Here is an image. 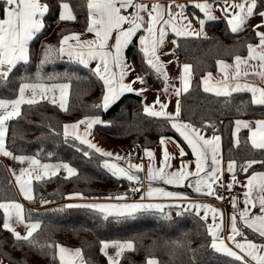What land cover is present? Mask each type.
Masks as SVG:
<instances>
[{"label":"trees","instance_id":"16d2710c","mask_svg":"<svg viewBox=\"0 0 264 264\" xmlns=\"http://www.w3.org/2000/svg\"><path fill=\"white\" fill-rule=\"evenodd\" d=\"M41 2L49 6V11L44 16V28L29 43L28 63L17 64L7 81H0V98L16 99L22 82L68 84L67 110H61L45 100L32 106L22 105L21 115L7 122L5 146L17 156L67 163L77 169V175L68 178L55 175L33 183L34 198L25 201L23 206L26 216L31 214L33 221L41 223L32 237L39 245L38 248L16 243L11 234L3 230V216L0 213V257L9 264H60L58 250L48 247L49 244H59L81 249L87 264H108L101 250L102 242L131 240L134 250L125 251L119 264H146L149 257L155 258L158 264H239V261L218 253L211 247L212 237L208 232V224L191 212L177 215V209L165 208L164 212L170 216L169 219L163 218L161 213L146 212L135 218L116 221L110 217L104 221L93 210L63 207L69 204L67 197L74 193H81L87 199H103L130 192L128 181L117 179L102 167L104 157L87 149L86 145H80L72 137L65 141V124L98 116L109 123L94 126L91 134L104 145L125 150L151 149L161 137H170L182 145L187 153L185 158H192V154L169 121L150 117L144 112L147 105L145 97H149L150 92L163 91L165 79L152 72L143 62L138 39L134 38L128 46L126 58L136 74L145 77L142 87L146 89V95H123L107 111L93 107L100 102L103 84L93 75L90 66L85 68L74 60L57 55L41 67V59L47 46L56 48L63 35L84 32L88 22L87 0H65L73 8L75 21L59 20L60 0ZM187 13L195 25H199L196 17L204 18L203 13L192 6L188 7ZM168 38L171 42L176 41L174 51L179 71L184 64L192 66L190 89L179 97L181 115L178 119L203 128L206 132L220 134L223 158L236 161L238 177L255 172L264 173L262 163L254 164L246 173L240 171L239 166L246 161H264V150L251 147L248 129L240 132L238 147L233 140L234 121L239 118L251 121L263 119L264 106L251 104L250 93L216 96L204 92L202 85V79L207 73L218 70L217 61L232 62L237 55L247 56V44L258 43L255 31L246 28L233 33L226 18H222L206 21L205 35H171ZM172 51L173 48L169 49L166 58ZM161 62H166L163 54ZM167 77L177 79V88H180V78L170 75ZM209 122L214 127L204 128ZM78 149L89 151L90 157H85ZM42 200L51 202L45 205ZM3 201L20 202L21 198L6 164L0 160V202ZM243 230L249 240L264 243V238L250 229Z\"/></svg>","mask_w":264,"mask_h":264},{"label":"snow or ice","instance_id":"6c2138e0","mask_svg":"<svg viewBox=\"0 0 264 264\" xmlns=\"http://www.w3.org/2000/svg\"><path fill=\"white\" fill-rule=\"evenodd\" d=\"M259 0H219L218 7L227 19L231 32L238 33L244 30L247 21L258 14L262 18V23L254 26L257 44H247V56H235L234 64H227L217 61L219 77H213L209 72L202 79L203 91L213 93L216 96L229 97L233 92H247L251 95V104L264 106V32L257 29L264 27V11H257ZM204 18L196 17L200 25L199 30L192 28V21L185 15V6L170 0L167 6L160 3H145L143 0H87L88 22L86 32L93 34V39H81L83 33H71L63 35L59 41V46L54 48L47 46L41 59V67L51 62L55 56L67 55L70 60L89 67L91 62L95 66L91 69L93 75L103 84V95L100 102L93 105L95 108L107 111L125 93L141 94L146 89L137 88L136 85H143L145 77L136 75L132 80H126L127 76L135 69L129 65L124 56V50L130 45L133 38L139 41V51L142 54L143 62L148 68L158 76L164 77V92L169 93L170 86L167 84V74L160 60L159 49L163 45L167 29L177 37L201 36L206 20H214L213 5L207 0H196L193 5ZM60 21H75L73 8L70 3L60 0ZM49 11V6L41 0H0V81H7V78L16 68L17 64L28 63V44L44 28L43 17ZM186 21V22H185ZM146 33V34H143ZM139 34V35H138ZM111 41V43H110ZM176 43L175 40L172 41ZM190 64L182 65L180 76L181 87L172 88L171 94L177 97L175 113L166 111L167 104L161 103L159 97L154 105L144 107V112L150 117L163 118L171 123L179 135L186 142L191 154L192 161H181L179 168L172 169L171 159L173 157L167 151L163 152V160L160 167H153L154 154L145 149V156L149 158V163L145 168L143 163H134L131 154L122 157L112 152L104 151L87 137L91 135V130L96 125L105 126L109 122L102 120L98 116L85 117L75 123L63 125V136L65 141L69 137L79 141L80 145H86L87 149L94 150L101 157H104L102 167L117 179H126L130 183L129 190L133 193L141 192L140 201L124 203H84L67 204L64 208H87L100 214L104 221L110 217L116 221L135 218L140 213L157 212L162 217L169 219L170 216L164 212L165 208L177 209V215L184 212H193L207 221L208 213H211L213 224L209 226L208 232L212 237L211 247L218 253L225 254L239 261V264H264V243H257L249 240L244 232V228L250 229L259 237L264 238V173L255 172L250 175L247 182L242 187L247 190L243 193V208H237V198L231 197L233 214L230 216L229 235L227 240L231 243L229 247L225 240L220 239L218 231L222 227V213L215 207L189 202L185 203H151L144 202L153 199L162 200H187L186 196L178 192L166 191L163 187L154 186V182H162L166 185L176 187L185 186L194 188V191L204 196H211L217 200L224 197L215 191L214 186L224 187L231 191L233 183H239L235 176L237 163L229 160L227 165L222 167V156L220 154L219 135L206 138L203 135V128H197L192 123H185L178 118L181 115L179 97L182 93H187L191 86ZM43 79L42 77L40 78ZM52 79V77H49ZM31 78H29V81ZM68 84L45 85L41 82H22L18 89V98L8 100L0 98V155L11 157L22 167L16 177V183L25 200H33L31 194V181H41L45 177L50 178L61 170L66 173L65 178L77 175V169L67 163L49 165L42 164L39 159L16 156L6 149L7 122L21 115V105L29 106L37 104L39 99H47L50 103L56 104L55 92L59 89V108L66 111V94ZM30 93V95H26ZM49 93H52L49 98ZM156 105L159 110H154ZM234 145L239 146L238 133L241 128L248 129L249 141L253 149L264 150V120L235 122ZM214 127L210 122L204 125ZM71 130V131H70ZM171 138L161 137V145H165ZM180 157L187 153L179 147ZM85 157H90L91 153L83 149ZM124 161L123 164L117 163ZM264 161L249 160L244 165L239 166L240 171L247 172L254 164ZM194 165V167H192ZM232 174V183L218 184L223 172ZM140 172H145L141 177ZM27 177V179H25ZM145 180L147 181V191L142 192ZM135 185V186H134ZM85 199L83 194L74 193L67 199ZM100 199V198H92ZM103 199L109 201H128L127 194L108 196ZM51 201L42 200V203ZM258 208V214L253 209ZM201 211L204 215L201 216ZM0 213L3 216L2 228L9 232L16 243L27 244L31 248H38L39 245L32 239L33 233L41 227L40 221H33L31 214L25 215L24 206L17 201L0 202ZM221 219V224L216 221ZM242 225V227H241ZM23 227V234L18 231ZM240 237L241 239H236ZM48 247L58 250L60 264H85L82 250H70L59 244H49ZM116 249L114 256H108L109 264H119V259L126 250H134V243L131 240L122 242H102V252L107 254V249ZM236 249L238 251L233 250ZM247 257V259H246ZM0 264H3L0 261ZM146 264H158L155 258L149 257Z\"/></svg>","mask_w":264,"mask_h":264},{"label":"crops","instance_id":"0c3cea01","mask_svg":"<svg viewBox=\"0 0 264 264\" xmlns=\"http://www.w3.org/2000/svg\"><path fill=\"white\" fill-rule=\"evenodd\" d=\"M143 2L148 3V4H151V3H160L162 5L167 6V4L170 3V0H143ZM177 2L180 3V4H183L185 6V15L190 20V18L188 16V13H187V9H188L189 6L194 7L193 5L196 2V0H177ZM207 2L210 3V4H213V5H217L214 8V11H213V15L216 17V19H214V20H219V19L225 18L224 15H223V13L220 11V9L218 7L219 0H207ZM257 11H264V0H259L258 7H257ZM43 19H44V17H43ZM206 21H213V20H206ZM43 22H44V20H43ZM261 23H262V18L258 14H256V15L252 16L247 21V24H246V26H245L244 29H246V28H252V29H254V26L255 25L261 24ZM192 28L195 29V30H199L200 29V25H195V24L192 23ZM257 31L264 32V27H261V28L257 29ZM80 33H83L81 39H93L94 38L93 37V34L87 33L86 30L84 32H80ZM143 34H146V33H143ZM171 35L175 36V34L171 31V28H168L167 29V34L165 36L164 43H163V45L159 49V53L158 54L160 56V60H161V55L162 54H163L164 57H166L167 53L169 52V49L171 50L173 48V47H171L172 42L169 41V38H168ZM202 35H205V24H204V27H203V33H202ZM192 36H194V35H192ZM110 43H111V41H110ZM138 45H139V43H138ZM28 47H29V44H28ZM127 48L124 50V56H125V58H126ZM63 57L66 58V59H69V57L67 55H63ZM126 61H127V58H126ZM224 63H227V64H230L231 65V64H234V61H232V62H224ZM89 66L91 68H93L95 66V62L94 61L91 62L89 64ZM181 74H182V67H181V70H180V76H181ZM136 75H137L136 72H133V73H131V74H129L127 76L126 80H132V79L135 78ZM212 75H213V77L218 78L219 77V69L215 73H212ZM48 86H50V85H48ZM136 87L137 88H141L142 85L137 84ZM180 87H181V81H180ZM233 93H237V92H233ZM126 94H130V93H125L124 95H126ZM142 94H144V92L141 93V94H137V95H142ZM26 95H30V93H26ZM51 95H52V93H49V98L51 97ZM55 95L57 97V103L55 105L58 106V104H59V96H60L59 89L56 90ZM68 99H69V88H68L67 94H66V107H67V104H68ZM42 100H45V101H48L49 102V100H47V99H39V97H38V101H42ZM236 120L251 121V120L243 119V118H239V119H236ZM257 120H264V118L263 119H257ZM257 120H254V121H257ZM244 129L245 128H241L240 129V131L238 133V137H239L240 132L242 130H244ZM234 132H235V123L233 125V133ZM203 135L206 138H210L213 135H219L221 137V141H220V149H221L220 154L222 156V165L221 166L222 167L226 166L229 160H225L223 158V155H222V136L220 134H218V133H209V132H206L204 130H203ZM87 138L89 140H91L93 143H95L98 147H100L104 151L112 152L113 154H118V155H120L122 157H128L129 154H131L132 161L134 163H138V164L139 163H143L145 165V168L147 167V165L149 163V158L145 156V149L124 150V149L112 148V147H109L107 145L102 144L101 142H98V140L96 138H94L92 135H89ZM168 138H170V137H168ZM233 140H234V136H233ZM99 143H100V145H99ZM177 145H179V147H182V145L176 139L171 138L169 141L166 142L165 145H161V143L159 141L158 144L156 146H154V148L147 149V150H150L151 152H153V154H154V157H153V167H160L161 166V161L163 160V152H164L165 147H166L167 151L173 157V159H171V161H170L171 166H172V169L179 168L180 165H181V161L182 160L183 161H192L194 159L193 156L190 159L189 158H185V156L180 157V155H179V148L177 147ZM190 151H191V149H190ZM34 158H36V157H34ZM0 160L3 161L6 164L8 170L10 172V175L12 177L13 183H14V185H15V187L17 189V192H18V194H19V196L21 198V201L19 203H21L23 205L25 203V201H27V200L24 199L22 193L20 192L19 187H18V185L16 183V177L13 175V173H12L11 170L12 169H15L16 170V173L18 175L20 169L22 167H27V164L21 165L19 162L13 160L11 157H4L2 155H0ZM43 162H45V161H42L41 163L42 164H49V165L63 164V163H60V162H58V163H52V162L43 163ZM117 163L123 164L124 161H118ZM192 167H194V165H192ZM145 174H146L145 172H140L139 173V175L141 177H144ZM56 175H60V176L65 177L66 176V173L61 170ZM235 176H236L237 181H239V183H236V184L238 185L239 191H240V195L237 198V208L238 209H242L243 206H244L243 205V199H244L243 193L247 189L244 188V187H242L241 185H243V184H245L247 182V179L250 177V175L249 176H244V177H238V175H237V169H235ZM51 177H53V176H51ZM25 179H27V177H25ZM45 179H48V177H45L43 180H45ZM124 180H126V179H124ZM35 181L36 180L33 179L31 181V185H30V187H31V194L33 195V197H34L33 183ZM126 181H128V180H126ZM221 183L222 184L232 183V174L227 173L226 171L223 172L222 177H221V180L218 181V184H221ZM186 185H187V182H185V186H183V187H176V186H173V185H166V184H163L162 182H159V181L154 182V186L163 187L166 191H172V192L181 193V194H183V196H186L188 199L187 200H176V201L162 200V199H153V200L149 201L147 199V197H146L144 202H146V203L147 202H151V203H185V204H187L189 202H194V203L208 204V205H211V206L215 207L216 209H219L220 210V213H222V227H221V230L218 231V235H219L220 239L225 240V242L228 244L229 247H232L231 243L227 240V237L229 235L230 216L233 214V211H234L233 208H232L231 201L228 202V203H225L222 206H220L218 204V200L215 199L214 197L204 196L202 194H198V193H196L194 191V188L188 187ZM146 191H147V181L145 180L144 185H143V188H142V192L146 193ZM127 196L129 197L128 201H109V200H105V199H87V198H85V199H79V198H74V199H68L67 200V203H69V204L70 203H72V204H77V203L84 204V203H124V202H133V201H137L138 202V201H140L141 192L133 193V192L130 191L127 194ZM47 204L48 203H46L45 205H47ZM252 211L253 212H256L258 214V208L257 209H253ZM189 212H191V211H189ZM191 213H193V212H191ZM202 215H204V211H201V216ZM206 223L208 224V227L213 224V221H212V218H211V213H208V219H207ZM216 223L217 224H221V219L218 218V220L216 221ZM17 230L20 231L22 234L24 232L23 227H19ZM236 239L239 240L241 238L237 237ZM104 242H108V243L111 244L113 242H122V241L112 240V241H104ZM257 243L259 244V243H262V242H257ZM62 246L65 247V248H67V249H70V250L79 249V248H72V247H68V246H64V245H62ZM101 249H102V246H101ZM233 250L234 251H238V250H236L234 248H233ZM126 251H129V250H126ZM115 252H116V249H114L112 247H109L107 249V254L108 255H105L104 252H102V253L106 256L107 261H108V256H114L115 255ZM82 255H83V252H82ZM121 257H120V259H121ZM83 259H84V256H83ZM120 259H119V262H120ZM246 259H247V257H246ZM0 261H2L3 264H9V263L5 262L1 257H0ZM84 261H85V259H84ZM249 263L254 264V262H252V261H249ZM85 264H87L86 261H85ZM108 264H109V261H108Z\"/></svg>","mask_w":264,"mask_h":264},{"label":"rangeland","instance_id":"374dc122","mask_svg":"<svg viewBox=\"0 0 264 264\" xmlns=\"http://www.w3.org/2000/svg\"><path fill=\"white\" fill-rule=\"evenodd\" d=\"M172 45H173L172 53L169 54V56L167 58L165 57L166 62L164 64L163 63L162 64L164 66V71L166 72L167 75H170V76H173L176 78L177 77L180 78V71H179V68L177 66V62H176V58H175L174 44H171V47H172ZM162 78L164 79V77H162ZM167 78H168L167 84L170 86L169 93L166 94L164 92V90L160 91V92H150L151 94L149 95V97H145V98H146L147 105L151 106V105L155 104L157 97H159V100L161 103L167 104L166 111L168 113H175L177 97L175 95L171 94V89L177 88V79L171 78V77H167ZM144 95H146V93H144ZM154 110H159V106L156 105ZM99 145H100V143H99ZM40 162H42V160ZM43 163H47V162H43Z\"/></svg>","mask_w":264,"mask_h":264},{"label":"built area","instance_id":"2783aa9c","mask_svg":"<svg viewBox=\"0 0 264 264\" xmlns=\"http://www.w3.org/2000/svg\"><path fill=\"white\" fill-rule=\"evenodd\" d=\"M215 191L224 197L223 200H218L220 206L231 201V197L238 198L240 195L239 187L236 183L233 184L231 191H227L224 187L215 186Z\"/></svg>","mask_w":264,"mask_h":264}]
</instances>
